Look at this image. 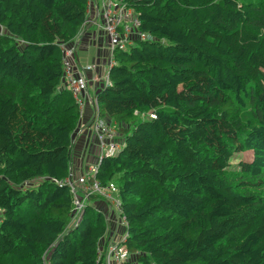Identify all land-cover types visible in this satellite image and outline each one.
<instances>
[{"label": "trees", "instance_id": "16d2710c", "mask_svg": "<svg viewBox=\"0 0 264 264\" xmlns=\"http://www.w3.org/2000/svg\"><path fill=\"white\" fill-rule=\"evenodd\" d=\"M124 1L149 38L96 95L124 139L97 177L118 185L129 264H264V0ZM87 6L0 0V264H99L106 217L72 223L66 183L80 110L61 45Z\"/></svg>", "mask_w": 264, "mask_h": 264}, {"label": "built area", "instance_id": "2783aa9c", "mask_svg": "<svg viewBox=\"0 0 264 264\" xmlns=\"http://www.w3.org/2000/svg\"><path fill=\"white\" fill-rule=\"evenodd\" d=\"M87 21L91 14L97 12L103 22V30L109 37L111 50V65L114 62V53L119 50L129 49L137 40H147L149 37L140 30L141 20L135 9L129 6L124 0H87ZM63 61V84L72 93L80 110V117L84 109V95L88 90V78L84 69L76 70L73 65L76 54L75 47L66 44L61 45ZM110 65V66H111ZM86 69H95V66H87ZM109 83V75L107 82ZM153 117V115H151ZM106 117L100 113L97 98L94 100L92 111V128L96 136L93 149L99 156L98 161L91 164L78 177H74L71 171L66 183L70 187L73 197L72 223L77 224L84 216L86 207L92 203V198H100L107 202L112 209L122 219V202L118 195L119 188L114 181L105 184L97 177L99 165L103 158L116 155L123 147L124 139L120 134L119 125L115 122L106 121ZM127 227V226H126ZM125 227V228H126ZM127 232L121 240H111L98 247L99 264H128L131 260V252L125 241ZM101 261V262H100Z\"/></svg>", "mask_w": 264, "mask_h": 264}, {"label": "crops", "instance_id": "0c3cea01", "mask_svg": "<svg viewBox=\"0 0 264 264\" xmlns=\"http://www.w3.org/2000/svg\"><path fill=\"white\" fill-rule=\"evenodd\" d=\"M90 16L88 19L90 21L86 19L78 35L66 43L67 46L75 47L76 49L73 61L74 68L77 71L84 69V73L88 78V90L83 97L85 103L83 114L73 134L74 149L71 171L74 177H78L76 175H80L79 173L83 171L82 156L87 161V158L90 157L89 153L93 150L92 147L95 146L96 136L91 124L94 100L96 95L105 87L111 65L109 37L103 30L102 19L97 12ZM90 65L95 66V69H86ZM106 118V121L114 123L112 119ZM92 204L104 213L108 223L107 234L100 240V243L121 240L127 232L125 231L126 228L124 229L125 233L119 231L121 227H126L121 217L110 209L107 202L103 199L96 198ZM131 261L134 263L133 257H131Z\"/></svg>", "mask_w": 264, "mask_h": 264}, {"label": "rangeland", "instance_id": "374dc122", "mask_svg": "<svg viewBox=\"0 0 264 264\" xmlns=\"http://www.w3.org/2000/svg\"><path fill=\"white\" fill-rule=\"evenodd\" d=\"M93 148V147H92ZM76 153V151H75ZM90 157L86 159L84 158V156H82V166H83V171L86 169H88V167H90L91 164L95 163L96 161H98L99 156L96 155V152L94 151V149L89 153ZM252 156V152L250 151H246V152H238L235 154L234 158H233V163L237 164L239 161L241 160H248L250 159ZM74 170V169H73ZM83 171H81L79 174H81ZM79 176V175H76ZM125 227H121V229L119 230L121 233L124 232ZM115 230V228H114ZM125 231H127V227L125 229ZM125 233V232H124ZM131 261V260H130Z\"/></svg>", "mask_w": 264, "mask_h": 264}, {"label": "water", "instance_id": "95a60500", "mask_svg": "<svg viewBox=\"0 0 264 264\" xmlns=\"http://www.w3.org/2000/svg\"><path fill=\"white\" fill-rule=\"evenodd\" d=\"M110 68H111V66H110Z\"/></svg>", "mask_w": 264, "mask_h": 264}]
</instances>
